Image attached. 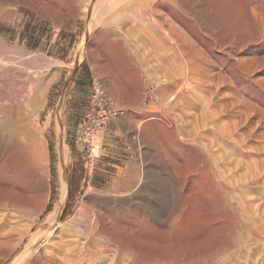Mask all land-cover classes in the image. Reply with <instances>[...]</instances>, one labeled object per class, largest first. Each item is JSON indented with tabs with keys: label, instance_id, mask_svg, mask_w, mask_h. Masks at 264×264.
I'll use <instances>...</instances> for the list:
<instances>
[{
	"label": "rangeland",
	"instance_id": "obj_1",
	"mask_svg": "<svg viewBox=\"0 0 264 264\" xmlns=\"http://www.w3.org/2000/svg\"><path fill=\"white\" fill-rule=\"evenodd\" d=\"M87 1L88 0H0V60L3 61L4 59L5 61L12 59V62H16V64L19 63V66H15V64V67L4 64L2 67L0 66V71L9 68L15 72L19 71L23 74L26 72V70L22 69L24 66H36L35 68L40 72L38 71V73H36L35 78L41 77L48 81V84L44 89L42 103L31 117V123L32 125L34 124L37 126L41 131V138L44 143L46 174L48 175L46 176V186L37 188L28 195H23V198L26 201L25 206L28 205L26 208L23 206L25 209L22 207L20 208L21 210H18L10 206L3 207L5 205H0V233L2 234L0 237V242H2L0 244V256L6 251L7 247L10 246L9 244L16 241L20 232L24 231L25 226H27V224L35 217L36 209L44 198L46 199V208H44L39 218L32 225L29 235L33 234L39 228L51 211L58 210L60 206L63 205V212L59 217V220L62 221L65 217L74 213L79 201L85 205L88 204V206L95 204L96 208H100V205L109 206L112 208L113 216L116 214L120 216L126 215L128 210L125 209L123 211L125 205L117 202L104 203L103 201H99L98 203L100 204H97L96 202L93 203V201H87L88 196L91 192H100L105 195L110 194L111 196L116 197V195H119L118 193H120V190L132 187L142 166L150 169L151 176L158 171L163 175L162 180L159 183L160 185L157 183L155 187L151 188L153 191H151L152 202L149 205L154 207L158 212V219L156 220V218L154 219L151 216H148L149 223L159 228V221L163 220L165 216L164 213L167 212H165V210H169L172 204L173 206L177 205L176 207L179 212L177 213L179 216L177 222H179V230L182 233L181 234L178 230L179 239H188L190 241L194 239V242H191L192 249H195L193 252L196 251L195 253L198 252V254H204V252L206 253L213 246L214 241L218 238V232L216 230V223L218 222L211 219L213 216L211 213H209V216L205 210L202 211V209H204V205H202L204 202L201 203L203 201L202 199L198 200L200 197L195 196V199V197L192 198V194L189 195L185 193V189L181 188L182 182L180 178H176L177 183L180 181V185L177 183L173 185L174 183L172 184V182L174 181L171 180L169 174L167 175L165 173L166 170H164L165 166L163 163L166 160L164 158V151L167 149V144L163 137H161V133H159L157 128L154 127L155 125H152L155 123L156 118H150L152 113H157L151 109L160 108L163 106V103L158 101L156 97L148 91L149 87L145 83L147 82L145 80L146 71L157 72L158 70L159 73H162L163 69H165L164 71L166 73V70L168 71V69L173 66V64L170 63L171 61H173V63L174 61H179V55L177 54L178 49L175 47L179 46L178 48L181 49L182 45L178 43V45L175 46L176 43L173 41L174 37L169 30L170 27L166 25V22H164L162 18H166L167 20L172 19V22L174 21L173 24L176 23L174 24V28L175 26L180 28V30L182 28L184 30L182 31L185 32L184 34L190 37L191 41H195L193 43L194 45L196 44L195 46L197 47L198 53L204 52L203 54L205 56L210 54L208 55L209 57L207 56V59L211 62L213 60L212 63L215 64L214 67H212L214 78H217L225 71L222 66L226 68L230 63H234L237 67L243 70L244 68L246 69L247 65L249 67L253 64L251 65L253 69L251 66L247 69L248 76L246 72L243 74V94L246 98L245 100H247V106L250 101H255L256 103L258 102L257 105L259 110H262L261 112L259 111L261 115H256L257 117H260V121L257 120L258 118H256V116H252V113L250 114L249 118L251 119H248L251 121L250 123L254 125L257 121L255 123V132L257 134L254 133L255 140L252 138V135L249 138L248 143L250 141H256L255 143L256 145L258 144V148L261 145L258 149L256 158L258 159L261 157L264 162V155L261 156V154H264V29L262 31L261 27L264 25V20L262 23L259 16L253 17V15L257 16L258 11L260 10V12L262 11L264 18V2H259L261 0H257L258 2H256V0H179V2L178 0H165L166 2L162 0H136L137 2L135 0L134 2H130L131 0H125L124 3V0H110V2L108 0H91L92 3H89L88 8L83 9V5H85ZM94 1L101 4V7H103V5H109L111 7L114 4L112 6L113 10L110 8L111 10L109 9L106 13V17L103 14V16L100 15L95 17L97 15H94L92 9ZM218 1L221 2L219 6H217V3H219ZM249 1L253 2V5H257L254 6V10L256 11L255 14H253L255 12L252 9L253 6L249 7L252 9V13L249 11ZM128 2L130 4H128ZM180 2L182 3L180 4ZM122 3L126 5L124 6ZM141 3L142 5H140ZM149 3H154L155 7L149 9ZM258 3L259 5L261 3V5L259 6ZM144 5L145 7L142 8ZM140 7L142 9H140ZM175 7L178 8L179 11L176 10ZM159 8L163 10L159 12ZM143 10L145 13L147 11L146 15ZM148 14L154 17V20L153 18L148 17ZM136 15H138V17ZM160 16L162 18H159ZM95 18L97 19L95 20ZM160 19L164 24L161 23ZM157 20H160V22ZM237 24L239 27L243 26L240 28H245V32L242 33L240 31V33L238 31L240 28ZM161 25L165 29L167 27V33L169 35ZM184 25L185 27L183 28L182 26ZM235 26L238 28H235ZM225 32L226 34L228 33V35L230 33L233 34L234 37L229 35L226 38L225 36V42L221 43V39L224 37ZM222 33L224 34L223 37ZM219 34L221 35L220 39L218 38L220 36ZM235 34H238L239 36H236ZM259 34L263 39H260ZM241 35L243 37H241ZM257 38L260 39L259 42ZM170 39L172 41H170ZM250 40H252V43ZM115 42L123 43L124 49H120ZM223 43H226L228 46ZM197 45L201 46L198 47ZM243 46L246 47L244 48ZM79 47L83 49V53L79 60L74 62ZM228 47H230V49ZM200 48L204 51L202 52L199 50ZM1 49H3V51ZM222 50L224 52H222ZM24 51H26L28 56L30 55L31 57L27 56V58L24 55L26 54ZM175 51H177V53ZM19 52H23L24 54L20 55L18 54ZM173 54L174 57L178 59H174ZM120 56H122L123 59ZM19 59L22 62H18ZM98 60L101 64L106 62L107 65L105 64V67L102 66L100 70L95 69L92 66V63H94V61L98 62ZM238 60L243 61L240 62ZM168 63L172 66L168 67ZM242 63H245L246 67ZM176 64L177 63L175 62L174 65ZM134 67H136L137 70L136 78H134L132 74L130 75L129 71H125V69H127L132 72ZM249 69L252 70V72H249ZM169 72L170 71H168V73ZM6 80V77L0 78V89L5 90L7 86L5 84ZM21 80H24V82L27 81L24 77L21 78ZM251 80H255L256 83L259 82V86H257L258 84H254L255 82L253 83ZM97 89H99V91H96L99 96L113 100L116 107L121 108L122 110L121 113L113 116L102 128L97 129L99 130L98 133H100L98 147L91 152L89 143L87 146L88 140L82 142V138L86 136V134H83L84 129H86L87 132L94 130L90 125V116L93 113L91 111V97ZM145 92L147 94H145ZM149 122H151V124ZM250 123L247 124V127L249 128H251ZM148 125L156 129H151ZM108 129L111 130V134H114V138L119 141V147H121V160L117 163V166L111 164L104 165L101 163L103 161L102 158H106V156L102 155V153H106V149L103 148V135L104 132H108ZM141 134L143 135L140 136ZM157 137L159 138L155 139ZM248 143L246 146L248 147L247 149L249 152L247 151L245 155V157H247L243 158L246 161H242L246 163L241 165L242 167L240 171L242 172L236 171L237 174H235H242L240 175L241 180L244 179L242 187L244 185L246 186L243 187V190L248 188L245 192H248L249 195L251 194L249 196L244 192L245 197L248 198L249 201L246 199L247 207L245 205V210H242V216L245 218L243 220L250 221H245L250 228L258 227L257 230H259L258 232L262 237V241L256 243L250 235V238L253 239L251 241L248 237L249 235H247L248 233H242L243 235L240 234L241 236H235V241L236 239L237 241L234 242V247L231 248V251L225 253L226 255H218L215 259L218 260V257L220 256V261L214 259L212 264L216 261L218 262H216L217 264H221L226 258L227 261L223 264H264V174H262L264 173V163L259 162L262 167V181L260 180L261 182L259 181L255 187H253L254 185L250 183L251 170L249 172H247V170L250 168L252 169V167H250L252 165L249 163L253 164L251 160L253 159L252 157L254 154L252 156L251 153L253 152L250 151L249 148L252 143L250 142L249 146ZM153 144H155V146ZM156 146H159L158 152L156 151V149H158ZM160 148H162V152ZM6 155L7 152L4 151L2 156H0V168L2 167V160L4 161L7 157ZM232 157L235 159L234 154H232ZM261 158L259 160H261ZM157 159L161 162L159 163ZM100 173H104V175H101ZM243 174L246 177H244ZM62 177L67 182V197L63 204L59 203ZM164 177H166L165 179H167L168 182ZM247 179L249 182L246 181ZM169 192L171 193L169 194ZM189 199L193 201L187 203L190 201ZM250 199H252L253 202ZM181 200L183 203L185 202L184 204L186 207H184V204H181ZM135 202L136 201H133L132 203ZM250 202L252 203L251 205L249 204ZM193 205H195L196 210L192 209L194 208ZM198 207L199 209H197ZM11 208H13V210ZM192 211H196V214ZM200 213H202V216ZM126 217L131 219L130 216H125V218ZM199 224L200 226H198ZM252 224H254L255 227H253L254 225ZM195 226L196 229L199 227L197 231ZM190 228H192V230ZM203 228H205V230L210 228V230L205 232ZM184 231L186 234H184ZM204 232L206 236L201 234ZM192 234H194V236ZM197 234L198 236H196ZM193 237L198 238H196V240ZM5 242L8 246L4 244ZM22 246L23 242L12 254L11 258L16 255L17 251L22 249ZM197 247L199 248L197 249ZM255 248L258 249L256 250ZM250 254L251 256H249ZM222 256H225L223 260ZM254 258L256 259L254 260Z\"/></svg>",
	"mask_w": 264,
	"mask_h": 264
},
{
	"label": "bare ground",
	"instance_id": "obj_2",
	"mask_svg": "<svg viewBox=\"0 0 264 264\" xmlns=\"http://www.w3.org/2000/svg\"><path fill=\"white\" fill-rule=\"evenodd\" d=\"M96 1H94L92 4L93 13L94 15H97L95 17H98L100 15L101 16L104 15L106 17V13L109 11L110 8H112L114 4L111 7L109 5L106 6L103 5V7H101V4H98ZM108 1L110 2V0ZM132 1L134 2V0H131L130 2ZM162 1L166 2L167 0L166 1L162 0ZM90 2L91 0H88L87 3L83 5V9H87ZM256 2L258 1L256 0ZM259 2H264V1L261 0ZM181 3L182 2H180V4ZM128 4L130 3L128 2ZM220 4L221 2L217 3V6H219ZM250 4L248 5V8L250 6H253L252 8L253 10L255 8L254 6H257V5H253V2H250ZM140 5H142V3ZM143 7H145V5L142 6V8ZM149 7H150L149 9H153L155 7V4L152 3L150 4ZM142 8L140 7V9ZM252 9H250L249 11L251 12ZM162 10L159 8V12ZM176 10H178V8H176ZM255 13L256 11L253 14ZM146 14L147 11L145 15ZM136 16L138 17V15ZM258 16L260 17V20L263 23L264 18L262 15V11L260 12L259 10L257 16L253 15V17H258ZM148 17H151L154 20V17L150 15ZM168 17H173V16H168ZM159 18L162 17L160 16ZM96 19L97 18H95V20ZM160 20L157 21L160 22ZM162 20L166 22V25L168 27H170L169 30L172 36L174 37V39L173 38L171 39H173V41L176 43L175 46L178 45L179 43L180 45H182L181 46L182 48L181 49L178 48L179 46L175 47L173 44V46L178 49V53L177 51L175 52L179 55V59L175 58L174 54H173V58L178 59L180 62L174 61V63L175 62L177 63L176 65H174L173 61H171L170 63L173 64V66L171 64L169 65L168 63L167 64V66L169 65L168 67L172 66L168 69V71H170L169 73L167 70L165 73L164 71L165 69H163V72L160 71L162 73H159L158 70L157 72L146 71L145 80L147 82L145 83L149 87L148 91L152 95H154L158 101L163 103L162 107L151 109L152 111H156L157 113L155 112L152 113L150 118H156L155 123H153L152 125H155L154 127L157 128V131L159 133H161L162 135L161 137H163L164 141L167 144V149L164 146L166 150L165 151L163 150L165 152L164 158L166 159L163 164L165 166L164 170H166L165 173L167 175L169 174L171 180L174 181L172 182V184L174 183L173 185H175L177 183L176 178H180L182 182L181 188L185 189L184 190L186 191L185 193L189 195L192 194V198L195 196L200 197L198 198V200L202 199L203 201L201 203L204 202L202 204L204 205V209H202V211L205 210L208 213V215L209 213H211L213 215L212 216L213 218L211 217V219H214L215 221L218 222L216 223L218 238L214 241L213 246L208 251L205 250L207 251L206 253L204 252V254H198V252L195 253L196 251L193 252L195 249H192L193 247L191 246V242L192 241L194 242V239L191 241L188 239L186 240L179 239L178 236L179 222H177V218L179 217L177 213L179 212H178V208L176 207L177 205L173 206L172 204L169 210L164 209L165 212L166 211L167 212L164 213L165 216L164 218L162 217L163 220L159 221L158 224L159 228L149 223L148 216H151L154 219L156 218V220L158 219L157 218L158 212L155 210L154 207L149 205L152 202L151 195L153 191L151 188L155 187L157 183L159 184L161 182L163 175L162 173L160 174V171H158L156 172L157 174L155 173L153 176H151L152 174L150 169L144 168L145 166H142L138 177L133 182L132 187L125 188L122 190L119 189L120 193H118L119 195H116V197L111 196L110 194L105 195L100 192H91L88 196L87 201H93V203L96 202L97 204H100L98 203L99 201H103L104 203L117 202L119 204L125 205V208L122 209L123 211L125 209L128 210L126 215L120 216L116 214L113 216L112 208H110L109 206L100 205V208L97 207L98 208L97 209L95 207V204L88 206V204L85 205L81 201H79L78 206L76 207L74 213L65 217L62 221L59 220V217L63 212V205H61L58 210L51 211L44 220V222L39 226V228L33 234L29 235L32 225L39 218L44 208H46L45 207L46 199L44 198L36 209L35 217L27 224V226H25V230L23 229L24 231L20 232L16 241L12 244H9L10 246L7 247L6 251L2 253V255L0 256V264H212L213 260L218 255L221 254L226 255L225 253L231 251V248L234 247L233 246L234 242L237 241V239L235 241V236H239L240 234L243 235L242 233L245 234L248 233L247 234L249 235L248 237L250 238L251 235L254 241H256V243L262 241V237L258 232L259 230H257L258 227L250 228L249 225L246 224V222H250V221L245 220L246 221L245 222L243 220L245 218H243L242 216V210L244 211L245 208L247 207L246 199L248 198L245 197V193L248 194V192L245 191L248 188L243 190L244 189L243 187L245 185L242 187L243 184L242 182L244 181L243 178L246 176L243 174L244 177L242 176L243 180H241L240 175L242 174L236 175L237 174L236 171H240L242 167L241 165L242 164L244 165V163H246V162H242L244 160L243 158L247 157V156L245 157L247 151L249 152V150L247 149L248 147L246 145L248 143L249 138L254 133H256L255 123L257 121L255 122V120L256 118H258L257 120H259L260 117L257 116L258 114H260L259 111L261 112L262 110V109L259 110L257 105L258 102L256 103L255 101H250V103L248 102L249 105L247 106L246 105L247 100H245L246 98L243 94V86H242V78L244 76L243 74H245V72L247 74V69L253 64H251L249 67L247 65L246 67V64L242 63L246 67V69L244 68V70L237 67V65H235L234 63H230L229 65L227 64L228 66H226V68L222 66V68L225 69V71L222 70L224 72L220 74L217 78H214L212 67H214L215 64L212 63L213 60L211 62L210 60L207 59L209 57L208 55L210 54L207 55L208 57L205 56L203 54L204 50H201L202 48H200L199 50H201L203 53L201 52L198 53L197 47L195 46L196 44L194 45L193 43L195 41L193 40L191 41V38L184 34L185 32H183L184 30L182 28L181 30L177 26H175L174 28V24L176 23L173 24L174 21L172 22V19L167 20L166 18H162ZM162 20L161 23L164 24ZM237 26H235V28L239 27ZM263 26H261L262 31L264 29ZM161 27L163 26L161 25ZM182 27L184 28L185 25ZM167 30L168 29L166 27L165 29L166 33ZM238 31L239 32L241 31L243 33L245 32V28L242 29L240 28V30ZM224 34L222 33V37L223 35L224 37L221 39V43L225 42V39L229 35H232L231 37H234L233 34L231 33L228 35V33L226 34L225 32ZM238 34L235 35L239 36ZM259 36L260 39H263V37H261L260 34ZM220 37L221 35L218 38L220 39ZM241 37L243 36L241 35ZM171 39L170 41H172ZM260 39H258V42ZM250 41L252 43V40ZM115 43L120 49H124L123 43L121 42H115ZM197 46L200 47L201 45L200 46L197 45ZM226 46L228 45L226 44ZM228 48L230 49V47ZM1 50L3 51V49ZM24 52L26 53V51ZM222 52L224 51L222 50ZM82 53H83V49L79 47L74 62L79 60ZM18 54L23 55L24 53L19 52ZM26 54L24 55L27 57L28 54L27 55ZM28 57L31 56L29 55ZM120 57L123 59L122 56ZM18 62H22V61H20L19 59ZM4 64L14 66L16 62H12V59L5 61L4 59L3 61L0 60V66L2 67V65ZM105 64L106 62L101 64L98 60V62L94 61V63H92V66L95 69L100 70L102 66L105 67ZM17 65L19 66V63H17L15 66ZM35 67L24 66L22 69L26 70V72L23 74L19 71L15 72L14 70L9 68H5L4 71L2 70L0 71V78L1 77L7 78V80L5 81V84L7 85L5 90L0 89V156H2L4 151L7 152L6 155L7 157L5 156L6 158L4 159V161L2 160L1 163L2 167L0 168V205H5L3 207L10 206L18 210L23 206H25L26 201L23 198V195H28L33 191H35L37 188L45 187L46 176H48L46 174V155H45L44 143L41 138V131L37 126H35L34 124L32 125L31 123V117L38 110L40 104L42 103L44 89L47 86L48 81L41 77L35 78L36 73H38L39 71ZM125 71H129V74L130 75L132 74L134 78H136V73H137L136 67L132 69V72H130V70L127 69H125ZM249 72H252V70L249 69ZM23 77L27 81L25 82L24 80L22 81L21 78ZM254 82L255 80L253 81V83ZM258 83L255 82L254 84H258ZM257 86H259V84ZM97 91H99V89H97ZM145 94L147 93L145 92ZM152 107H156V106H152ZM118 109L122 110L121 108ZM251 113L252 116L257 115L254 120L255 122L254 125L250 123L251 122L250 120H248L251 119L249 118ZM149 123L151 124V122ZM248 123L252 125V126L250 125L251 128L247 127ZM149 128L156 129L150 126ZM98 132L99 130H93L91 132L88 131L86 132V136L82 138V142L84 140H88L89 145L91 147L90 148L91 152L96 150L98 147V140L100 138V133ZM142 135L143 134H141L140 136ZM158 138L159 137L155 139ZM252 138L253 139L255 138L254 135ZM250 142L252 143L253 141ZM250 142L248 143V146ZM255 142L256 141H254L249 146L250 151L253 152L251 154L252 156L254 154V156L252 157L253 159L251 160L253 164L249 163L252 165L250 166L252 167V169L250 168L247 170V172L251 170L250 183L254 185L253 187H255V185L261 180V177L264 176V175L261 176L262 167L260 166V163L263 162V160L260 156L258 157H260L262 161L259 160L260 158L258 159L256 158L258 154V149L260 148L261 145L258 148L257 146L258 144L256 145ZM153 145L155 146V144ZM156 147L158 148L159 146ZM161 149L162 148H160V150ZM158 150L159 148L156 149L157 152ZM232 154H234L235 159H233ZM262 155L264 154H261V156ZM245 169L243 170L246 171ZM166 177H164V179ZM248 179L246 181H248ZM163 182L166 183L165 181ZM60 188L61 190H60L59 203L63 204L67 197V182L63 177ZM170 193L171 192H169V194ZM250 200L252 201V199ZM133 201L136 202L132 203ZM192 201L190 200L187 203ZM184 203L183 201L181 202V204ZM249 204L251 205L252 203L250 202ZM245 205L246 207L244 208ZM27 206H25V208ZM193 206L194 208L192 209L194 210L195 205ZM184 207H186L185 204ZM13 208L11 209L13 210ZM25 208L23 207V209ZM101 208L103 209V211ZM197 209H199V207ZM192 212H195L196 214V211H192ZM207 213L205 214L207 215ZM200 214L202 216V213ZM125 216H130L131 219H128V217L125 218ZM198 226H200V224ZM253 227H255V225ZM190 229L192 230V228ZM203 229L205 230V228ZM207 230H210V228H208ZM207 230H205V232ZM205 232L201 234H204L206 236ZM184 234H186L185 231ZM198 234L196 236H198ZM192 235L194 236V234ZM1 236L2 234L0 235V237ZM193 238L196 239L198 237H193ZM253 239H251V241ZM202 241H203V237H202ZM22 242H23L22 249L20 251H17L16 255H14L11 258L12 254L21 246ZM1 243L2 242H0V244ZM4 244H6V242ZM6 246L8 245L6 244ZM198 248L199 247H197V249ZM249 256H251V254ZM224 257L225 256H222V260ZM218 258H219L218 260L217 259L215 260L220 261V256ZM255 259L256 258H254V260ZM226 261L227 258L225 261H223V263H226Z\"/></svg>",
	"mask_w": 264,
	"mask_h": 264
},
{
	"label": "built area",
	"instance_id": "obj_3",
	"mask_svg": "<svg viewBox=\"0 0 264 264\" xmlns=\"http://www.w3.org/2000/svg\"><path fill=\"white\" fill-rule=\"evenodd\" d=\"M94 91L91 97L92 107L91 111L93 112L90 116V125L94 130L102 128L113 116L121 112L120 109L116 107V104L111 99H105L102 96ZM86 129H84L83 134H86ZM84 140L83 142H85ZM87 142V146H88Z\"/></svg>",
	"mask_w": 264,
	"mask_h": 264
},
{
	"label": "crops",
	"instance_id": "obj_4",
	"mask_svg": "<svg viewBox=\"0 0 264 264\" xmlns=\"http://www.w3.org/2000/svg\"><path fill=\"white\" fill-rule=\"evenodd\" d=\"M111 130L108 129V132H104L103 135V148L106 149V153H102V155L106 156V158H102L104 165H115L117 166V163L121 160V154L120 150L121 147H119L120 143L116 138H114V134H111ZM103 170V169H102ZM101 175H104V173H100Z\"/></svg>",
	"mask_w": 264,
	"mask_h": 264
}]
</instances>
